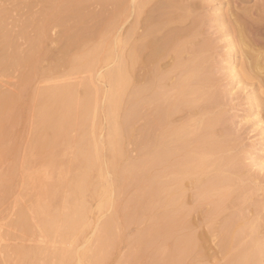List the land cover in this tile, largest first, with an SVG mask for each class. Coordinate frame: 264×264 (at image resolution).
Returning <instances> with one entry per match:
<instances>
[{
    "label": "bare ground",
    "instance_id": "bare-ground-1",
    "mask_svg": "<svg viewBox=\"0 0 264 264\" xmlns=\"http://www.w3.org/2000/svg\"><path fill=\"white\" fill-rule=\"evenodd\" d=\"M195 1L12 0V6H8L4 0H0V71L19 73L13 88L0 87V168L6 160L10 161L7 170H0V202L17 176L19 145L24 135V124L29 121L31 130L22 158L25 169L23 175L26 174L23 180L26 187L39 184L37 200L30 203L31 208L26 205L17 210V219L15 222L13 220V225L19 226L21 233L31 231L30 219L35 216L46 237H57L62 233V227L66 236L73 235L84 225V220L91 211L89 201L98 199L101 200L99 209L115 206L118 212H113V216L101 223V231L105 234L95 248L92 246V249H87L88 252H76L80 259L86 258L87 264H102L111 248L116 245L120 228L133 220L139 222L148 219L151 224L135 236L136 244L132 250H128V255L120 256L123 257L121 264H140L145 255H151L148 264H182L194 253L201 251L202 240L192 219L202 212L204 204L212 203L214 206L208 211L206 209V213H201V216L209 223L217 220L222 208L224 209L223 205L228 201L230 180L227 175L221 174L224 173L225 163L218 164L215 158L217 153L223 152L222 145L214 143V127L219 121L217 114L210 116L213 112L211 110H214L211 109L214 104L210 103L218 96L211 94L210 89L207 90L208 83L212 82L208 78L211 74L208 77L205 74L208 71L203 64L205 55L200 53L192 57V60L184 57L189 35H197L194 30L198 20H201L199 17L189 18L195 10ZM220 1L221 10L225 7L227 10L223 21L227 26L226 35L232 36L229 44L232 46L233 57L237 58L235 67L240 65L237 73L242 77L258 80L257 88L264 94V0ZM34 2L36 5L42 4L38 11H30L24 18L16 17L15 12L22 10L20 8L23 3L31 9ZM246 3L251 4L244 5ZM132 12L136 16V24L127 30L125 38L117 41L112 39L110 34L118 27L117 22ZM188 20L191 21L190 25L187 23L188 27L184 28ZM141 27L142 32L139 31ZM54 28L60 30V47L57 51L49 45V40L53 38L50 33ZM189 48L192 50V47ZM170 54H173V61H170L172 63L163 67L161 61ZM112 55H116V61L102 74L109 83V89L104 92V106L98 103L100 90L94 86L95 80L93 82L91 76H82L77 83L61 82L63 79L60 80L61 83L54 81V72L61 67H70L78 73L92 71L101 60H107ZM45 61L48 62L47 65H44ZM141 69L144 71L143 75L140 74ZM256 97L264 103L262 94L257 93ZM126 104L130 107L121 116ZM184 112L187 113L182 114L184 119L177 121L178 115ZM199 113L200 117L197 116ZM102 114H105L109 128L105 129L108 131L105 141L97 135L101 124L98 118ZM141 119H144V127L138 129L137 123ZM126 139L134 141L140 150L143 149L140 160L123 164V144ZM70 150L72 157L65 159ZM131 157L129 156V160ZM214 166L220 169V173H213V177H203ZM110 173H113V178L108 176ZM43 178H49L52 182L43 184ZM116 183L122 185L123 188L118 190L123 189L124 192L132 187L136 188V192L135 189L132 190L134 196H129L131 200L123 209L119 208V203L112 197V185ZM190 187L195 188L191 206L187 201ZM48 196L51 199L45 201L44 198ZM30 198L27 199L31 201ZM57 202L62 208L51 210ZM29 209L33 210L30 212ZM234 214L230 216V221L225 220L222 228L219 227L221 237H224V243L221 241L222 253L227 255L236 246L233 242L228 243V236L239 241L242 236L247 237L250 233L246 231V226L243 230L247 234L239 230L243 234L236 237L240 235V224L235 225L238 221L234 222L233 218H237L240 213ZM204 238L205 235L202 239ZM253 238L254 241H251ZM253 238L249 244L254 242L256 245L255 237ZM246 245L240 247L243 248L242 251L234 252L226 264H247L252 246L250 249ZM16 250L33 258L24 262L25 264H49L47 260L40 263L35 258L45 252L43 247H19ZM89 252L91 255H88ZM124 254L126 253H122ZM258 257L257 259L262 256ZM254 262L258 264L257 261ZM8 263L13 262L11 260Z\"/></svg>",
    "mask_w": 264,
    "mask_h": 264
},
{
    "label": "rangeland",
    "instance_id": "rangeland-1",
    "mask_svg": "<svg viewBox=\"0 0 264 264\" xmlns=\"http://www.w3.org/2000/svg\"><path fill=\"white\" fill-rule=\"evenodd\" d=\"M4 1L6 2L5 5L12 6V3H13L12 0H4ZM27 1H29V0H27ZM30 1H32V0H30ZM223 1L225 2L226 0H223ZM233 1H235V0H233ZM221 2L222 1H220V0H196L195 1V4H194L195 6H194V8L192 6L191 10L193 8L196 11L193 10V13L191 16H189V18H198L199 17V18H201V20H198V25L194 30V32L197 35L195 36L192 34L191 37L189 35L188 39H190V40L188 41V43H189V44H187L188 46H186L185 50H187V52L184 53V57L186 56L185 58L187 60H189V58H190V60H192V57L194 58L195 56L199 55L200 53H202L203 56L205 55L203 64L206 65V67H207L206 68L204 66V69H206V71L208 70L205 74H207V77L209 76V74H211V76L208 78H209V82H212V83H208L209 87L207 88V90L210 89L209 92L211 94H213L214 96H216V94H217V96H218V98H216V99L214 97L215 100L214 99L212 100L213 103H210L211 105L214 104V105H212L213 107H211V109L214 108V110H211L213 112H211L210 116L211 115L215 116L217 114L216 116L218 117L219 121H218L217 125L214 127V132H215V133H213V134H215L214 135V137H215L214 143H216V144L218 143L219 145H222L221 147L223 148L222 149L223 152L221 151V152L217 153L215 155V158H216V161L219 162L218 164L225 163V165H226L225 170H223L224 173H221V174L227 175L228 179L230 180V181H228V192H229V194H228L227 203H225L223 205L225 211L222 208L220 215L218 216L217 220L214 221L213 223H209L207 220L203 219V216H201V213L205 214L206 211H208L209 209H211L214 206V204L212 206V203L211 204H204L203 209H201L202 212L193 217L192 221H194L196 223L195 229L197 230V234L200 236L199 237L200 240H202L200 242L202 248H201V251L199 252L200 254L198 252L194 253L192 255V257H190L184 263L185 264H196V263L197 264H202V263L204 264V262H205V264H206V262H207L208 264H210V262H212L211 264H222L224 262L226 264L234 252L242 251L243 248L241 249L240 247H244L248 243L246 246L247 247L249 246L250 249L252 246V249H251V256L250 257L248 256L250 261L247 264H251L252 262L256 263L254 261H257L258 264L259 263L264 264V261H263L264 260V252H263L264 251V244H263L264 243V110L262 111L264 103L262 102V100L260 98L256 97V94L258 93L260 95L262 94V97L264 98V96H263L264 94H263V92L260 93V89L257 88L258 80H256V79L252 80L251 78H248V77H242V76L238 75V73H237V69L240 68V65L235 67V65L237 63V61L235 59H237V58L233 57L232 46H231V44H229V42L232 39V36L226 35L227 26H226V23H224V21H223L225 18V14H226L227 10H226V7L221 10V5H222ZM250 4L251 3H246L244 5H250ZM24 5H25V8H24ZM32 5H34V6H32L31 9H29L26 6V3H23L22 7L20 8L22 10H20L19 13H17V11L15 12L16 17L24 18L26 15H28L30 13V11H38V9H40V7L42 6V4L40 5V3H38L36 5V2H34ZM235 5H236V3H235ZM221 13H223V14H221ZM202 17H204V19ZM134 19H135V21H137L135 14L132 12V13L128 14L127 16H125L124 18H122L119 22H117L118 27L116 29L114 28V30L110 34L112 39H116V41H117L121 38H125L130 27L132 25L134 26L136 24V22L134 23ZM189 22H191V21L188 20V22H186V24H184L186 26H183V27L184 28L188 27V24L190 25ZM55 29H56V31H55ZM139 31L142 32L143 28L141 27L139 29ZM198 33H200V34L198 35ZM50 34H51V36H53V38H52V40H49V43H50L49 45L52 47H55V48L57 47L56 49L52 48V49L57 51L60 47V42H58V39L60 36V30L57 28H54V30H52ZM116 34H118V35L116 36ZM192 36L194 39L192 38ZM205 41H207V42H205ZM204 43H205V45H203ZM195 44L197 47L195 46ZM189 47H192V50ZM198 47L200 50L197 49ZM201 47H205V48H201ZM193 48H194V50H193ZM197 50H199L201 52H199ZM192 51H193V53H192ZM190 52L192 54H190ZM172 55L173 54L167 55L161 61V64L163 65V67H166L172 63V62H170L171 60L173 61ZM187 57H189V58H187ZM185 58H184V60L187 61ZM101 61L95 67L96 69L92 70L95 72L82 71V72H84V73H82L79 71V73H78V71H76L75 69H71L70 67H61V69L59 68L58 70H56L54 72V78H55L54 81H55V83H61V82H65V81L77 83V81H79L82 78V76L83 77L91 76L93 82H94V80H95V82L97 80L96 83H98V84H96L94 82V86L99 88V90H100V92L98 94V103H99V105L104 106L105 97H106V93H104V92L105 91L107 92V90L109 89V83L102 76V74L105 73L114 64V62L116 61V55H114V56L112 55L111 58H109L107 60L106 59L101 60ZM103 61H106V62H103ZM107 61H108V64H107ZM45 64L47 65L48 62L45 61L44 65ZM61 70H63L64 72L62 71V73H61ZM72 71L74 73L76 72V74L72 73ZM140 72H141L140 74L143 75V73H144L143 69H141ZM0 73H1L0 74V87L2 89H5V88H10L12 86V88H13L14 87L13 84L15 83L14 81H17V77L19 74L18 71L17 72L10 71V73L9 72L5 73V71H0ZM71 74H73V75H71ZM96 75H98V76H96ZM56 77H57V79L59 77V79L57 80ZM93 77H94V79H93ZM67 78L70 80H68ZM61 79H63L64 81H62ZM56 80L58 82H56ZM60 80H61V82H60ZM143 82H144V80L141 81V83H143ZM256 82H257V85H256ZM11 83H12V85H11ZM41 84H43V83H41ZM102 84H104V85H102ZM262 89H264V88H262ZM213 91H214V93H212ZM101 94H102V96H101ZM102 100H104V101H102ZM215 101H217V102H215ZM129 107H130L129 104H126L125 109L122 111L123 113H121V116H123V114L124 115L126 114V111ZM182 114L186 115L187 113L186 112L180 113L177 117V121L178 120L182 121V119H184L185 116H183ZM197 116L200 117L201 113H199ZM143 120L144 119H141L140 121H138V123H137L138 129H142L144 127V121ZM98 121L101 124H99V129H98L97 135H98L99 139H101L102 141H105V139L107 138V135H108V131H106V130H109L108 125H106L108 123H106L107 119H106L105 114L100 115V117L98 118ZM30 125H31L30 121L25 122V124H24V131H23L24 135H23V139L21 140V143L19 145V152H18L19 157H18L17 162H16L17 176L14 179L12 186L9 189L8 193H6L4 199L0 202V264H4V263L10 264L8 262L11 260L13 262L12 264H16V263L17 264H23L24 262H28V261H30V259H33L29 255H27L28 257H26L23 254H20L16 250V248H19V247H26V248L43 247L44 249H46V250H43L45 252L40 254V256L37 255L35 257L38 260V262H40V263H43L45 260H47V261H49V264H70V263L71 264H80L82 262H84L82 264H87L88 261L86 260V258L81 257V259H80V256L79 255L77 256L78 253H76V252L81 251V250L82 251L85 250L88 252L87 249H90L92 246H93L92 248H95L94 246L99 243V240L105 234V232L101 231L102 224L105 222V219L107 220L109 217L113 216L114 213L116 214L118 212L116 210L115 206H108L104 209H99L98 204L101 200L93 199V200L89 201L91 211L89 212V214L86 216V218L84 220L85 223L87 222L86 223L87 225L84 223V225H81L79 230H77V232L75 234L73 233V235H69V236H66L63 233L64 227H62V233L60 235H58L57 237H54V238L46 237L44 235V233H42L39 225L37 224V222L35 220V216L30 219L31 220L30 221L31 222V231H29V232L28 231H22V233H21L20 227L17 225L16 226L13 225V220L15 222V220L17 219V216H18V213L16 214V212H18L17 210H19L21 207H26V205L30 206V203H32L33 200H37L38 193H39V188H38L39 184H38V186H37V184L35 186H31V187L29 186L30 187L29 188V187H26L24 180H23L26 176V174L23 175L24 170H25L24 166H23V160L24 159H22L24 157V151L23 150H25L26 143H27V137H28L30 130H31ZM141 126H143V127H141ZM225 132H226L227 137L224 134ZM73 134H75V132H73ZM223 134H224V136H223ZM221 137H223L222 138L223 140L221 139ZM216 138H217V141H216ZM131 141L132 140L126 139L124 144H123V158H124L123 164H126V163L128 164V162H134L136 160L138 161V159L140 160L143 156V151H142L143 149L140 150L138 148V146L135 143H133L134 141L133 142H131ZM223 142H225V143H223ZM224 144H226V145H224ZM126 146H128V148ZM224 148H226V149H224ZM72 155H73L72 150H70L68 152V155L64 158L69 159L70 157H72ZM139 155H140V157H139ZM129 156H132L130 158V160H129ZM217 156H219V158ZM225 157H226V159H225ZM218 159H221V160H218ZM131 160H133V161H131ZM8 166H10L9 159L6 160L5 163H3L0 170L1 171L5 170ZM214 167H213V169H211V171L209 173H207L206 175H203V177L207 176V175L208 176H210V175L215 176L214 174H216V175L219 174L220 169H218L216 167L214 168ZM108 176L113 178V173H110ZM43 182L49 183V182H52V180L51 179L49 180V178H45V179L43 178L42 183ZM22 183H23V185H22ZM24 185H25V187H24ZM120 185H121L120 183H116V184L112 185L111 190H112V192L114 191V194H112V197L114 196L113 198H115L116 201L119 203V208L123 209L124 207H126V205L129 204V201L131 200L129 198V196L130 197L134 196V195H132V193L134 194V191L136 192V188L132 187L131 189H128L129 191L127 190V192H124L125 190H123V189L118 190L119 188H123L122 185L121 186ZM21 186H22V188H21ZM118 186H120V187H118ZM116 190H118V192L120 191V193L118 194V192ZM132 190H134V191H132ZM234 190H236V191H234ZM239 190H242V191H239ZM64 191H66V190L64 189L63 193H65ZM194 193H195L194 187H190L187 191V201H189V203H191V204L188 203L189 206H191L193 204L192 202H194V199H193ZM190 194H191V196H190ZM237 194H238L239 198L237 197ZM235 195L237 198L235 197ZM116 196H118V197L116 198ZM29 197L32 198V199L30 198L31 201H29V199H27ZM127 198H129V199H127ZM234 198H235V200H234ZM49 199H51V196L44 198L45 201H49ZM127 200H128V202H126ZM23 201H25V202H23ZM233 201H235V202H233ZM231 202H233L235 204L233 205V203H231ZM23 203H25V204H23ZM59 204H60L59 202L55 203L53 205V207H51V210L55 209L56 207L62 208ZM225 206L228 208V210H226ZM111 207H112V209H111ZM30 208H31V206H30ZM32 210L33 209H29L30 212ZM98 210H100V211H98ZM94 211L96 212V215H95ZM109 211H112V213L113 212L114 213L112 214ZM238 213H240V215ZM232 214H234V215L238 214V217H237L238 220H237L236 216L234 218L232 217L233 219H235V220L232 219L234 222L238 221L237 222L238 224L236 223L235 225L239 226V224H240V226L238 227V232H239V230L242 231L243 229H245L246 226H248L250 228L246 227V231L247 232L250 231V233L248 236L247 232L246 231L244 232V230H243L242 232L247 234V237H245L246 235H244L245 238L242 236L239 239L240 242L238 241V239L236 240V238H235V240H234V237L228 236V243L233 242V245L234 246L236 245V246L234 247V249H231L230 251H228V255H227L224 252H223L224 254L222 253V245L224 243V241H223L224 237H221V234H220L221 229L220 228H222V226H224L223 224H225V220L230 221V218H231L230 216ZM241 215H242V217H241ZM197 217L201 220L200 224L198 222ZM225 217L228 219H226ZM222 218H224V219H222ZM221 219H222V221H220ZM242 219H245V220H242ZM221 222H223V223L221 224ZM244 222H246V225ZM252 222H253V224H252ZM89 224H92V225H89ZM128 224H131V225H128ZM128 224H126L120 228L121 230H120L119 234H117L118 237L116 238V245L111 248V250L107 254V256L104 259V262L102 264H121L123 257L125 255H128L127 254L128 250H132V247H134V245L136 244L135 240H136L137 235H139V233H141V231L146 229L151 224V222L148 219H144V220L139 221V222L133 220V221L129 222ZM137 224H140V225L137 226ZM197 224H198V226H197ZM242 225H244V227ZM250 225H252V226H250ZM88 226H90V227H88ZM207 226H209V227H207ZM126 227L128 228L127 230H126ZM214 228L216 231L214 230ZM80 230L82 232L85 231V233L83 234ZM38 231L40 234L38 233ZM92 231H93V233H92ZM206 231H207V233H206ZM102 232H103V234H102ZM201 232H203V233H201ZM209 232L210 233L212 232V233L210 234ZM217 232L219 235H217ZM238 232H237V234H238ZM81 233H82V235H81ZM213 233H216V235L215 234L213 235ZM24 234H26V236ZM242 234L243 233H240V235L238 234L236 237L239 238L238 236H241ZM204 235H205V238L203 240L202 238L204 237ZM201 236H203V237H201ZM252 236L255 237V243L257 246L254 244V242H251L249 244L250 239L253 238ZM105 237H107V236H105ZM130 238H132V239H130ZM259 238H261V239H259ZM49 239H51V240H49ZM87 239L90 241L88 242ZM229 239H230V241H229ZM221 241L223 243H221ZM236 241H238V243H239V244L237 243L238 245L235 244ZM251 241H254V238ZM258 241H259V243H258ZM41 242H42V244H40ZM47 242H48V244H46ZM75 242H77V243H75ZM21 243H23V244H21ZM206 243H208V244H206ZM83 245H84V247H81ZM118 245H119V248H118ZM127 245H128V247L131 245L130 246L131 248L130 247L128 248ZM241 245H244V246H241ZM259 246H260V248H258ZM261 246H262V248H261ZM8 247H10V248H8ZM52 247L53 248L55 247V249H53ZM255 247H257L258 250ZM9 249H11V250H9ZM77 249H79V250H77ZM261 249H263V251ZM259 250L262 252H259ZM55 251H57V252H55ZM253 251H256L257 253L253 252ZM12 252H14V253H12ZM17 252L19 253L20 257H18L19 255ZM71 252H73V254H70ZM206 252H208V253H206ZM16 253H17V255H16ZM55 253L56 254L58 253L57 254L58 257H56ZM122 253H126V254L122 255ZM205 253H206V255H204ZM202 254H203V256H202ZM239 254H241V252ZM69 255H70V257H69ZM88 255H91L90 252ZM16 256L18 257V259H16ZM61 256H62V258H61ZM120 256H123V257H120ZM257 256H259V257L262 256V257L261 258L258 257L259 259H257ZM50 257H52V258H50ZM87 257H88L87 259L89 260V256H87ZM225 258H227V260H225ZM255 258H256V260H253ZM4 259L6 260V262ZM260 259L262 260V262ZM7 260H9V261L7 262ZM16 260H18V262H16ZM150 260H151V255H145V257H143V260L140 262V264H144V263L148 264L150 262ZM184 263H182V264H184Z\"/></svg>",
    "mask_w": 264,
    "mask_h": 264
}]
</instances>
